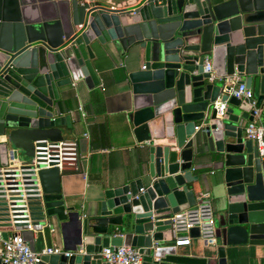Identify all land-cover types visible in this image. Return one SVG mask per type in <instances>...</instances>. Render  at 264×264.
Here are the masks:
<instances>
[{
    "label": "water",
    "instance_id": "obj_1",
    "mask_svg": "<svg viewBox=\"0 0 264 264\" xmlns=\"http://www.w3.org/2000/svg\"><path fill=\"white\" fill-rule=\"evenodd\" d=\"M130 1L0 0V168L26 165L35 141H61L59 127L76 120L71 95L99 84L96 69L113 61L143 67L123 72L120 81L130 97L124 123L145 152L130 180L102 190L79 219V209L59 193L63 170L36 172L40 195L28 200L31 222H47L48 231L72 224L83 251L42 256L40 264H106L98 252L118 246L138 248L142 264H212L209 251L199 257L170 244L169 216L195 202L186 184L201 188L196 162L215 168L216 264H223L225 248L240 246L264 264V151L243 136L254 110L264 129V0L107 6ZM205 59L214 80L203 72ZM230 78L252 99L230 97L217 117L213 104L226 99ZM7 206L0 198V228H10ZM0 235L5 240L7 232ZM20 236L34 251L33 233ZM189 237H198L196 228Z\"/></svg>",
    "mask_w": 264,
    "mask_h": 264
},
{
    "label": "crops",
    "instance_id": "obj_2",
    "mask_svg": "<svg viewBox=\"0 0 264 264\" xmlns=\"http://www.w3.org/2000/svg\"><path fill=\"white\" fill-rule=\"evenodd\" d=\"M143 1L108 3L107 6L115 10L121 8L128 10ZM139 66L141 67V63L137 62L132 64L126 61L107 62L103 69H96L100 74V82L97 86L91 89L81 86L71 95L76 120L71 122L68 129L59 127V130L62 132L61 141H72L76 144L77 170L64 169L59 174V193L67 203L79 209V219L89 214L90 208L100 197L102 190L117 184L116 182L130 180L132 171L145 157L143 145L135 142L124 123V112L130 106V97L127 90L120 88L123 72H131ZM233 79L237 80V78ZM64 103L69 109L70 101L65 100ZM255 121L260 124L257 119ZM195 125L199 126V123ZM84 134H87V137ZM192 167L193 172L195 170L202 179L201 188L197 182L186 186L195 191V198L201 192L208 194L216 224L219 204L215 192L211 189L215 168L212 164L202 162H196ZM47 224V222L43 223V226ZM51 229L48 231L44 227L42 233L33 234L34 251L38 252L44 247H57L71 252L80 248L76 246L75 229L72 224L54 226ZM1 232L8 233L9 229L0 228ZM218 246L220 243L217 242L215 246L204 248L203 242L197 237L190 238L188 246L178 249L182 253L199 257L206 256V251H209L208 255L214 258L211 263L216 264L215 250ZM222 263L258 264L249 249L241 246L235 249L225 248Z\"/></svg>",
    "mask_w": 264,
    "mask_h": 264
},
{
    "label": "built area",
    "instance_id": "obj_3",
    "mask_svg": "<svg viewBox=\"0 0 264 264\" xmlns=\"http://www.w3.org/2000/svg\"><path fill=\"white\" fill-rule=\"evenodd\" d=\"M143 68V67H141ZM203 72L209 73V80H214L210 62L204 60ZM235 79L227 80L229 89L224 91L226 99L217 100L213 104L217 117H222L226 109V102L231 97L238 100H251V90L243 84H236ZM254 105V101H250ZM257 111H253V120L244 125L243 135L252 141L257 152L262 155L264 151V129L256 123ZM198 127H194L197 130ZM87 137V134H84ZM77 149L72 141L51 142L38 140L33 143L32 157L24 165L12 164L0 168V198L6 200L8 206L9 232L3 240L0 235V261L3 264H40L42 256L63 255L71 256L72 252L63 251L57 247H44L40 251H31L27 243L22 239L20 233L29 231L33 234L42 233L44 226L31 222L28 209V200L40 195V186L36 172L40 169L56 168L59 172L64 169L77 170ZM30 178L23 180L22 174H29ZM170 241L174 247H185L189 245V231L197 229L198 238L206 246H215L214 217L210 199L207 193L201 192L195 198L194 205L177 213L170 215ZM113 236L119 237L116 232ZM82 254L80 247L75 251ZM98 255L106 264H142L141 254L134 247H107L102 248Z\"/></svg>",
    "mask_w": 264,
    "mask_h": 264
},
{
    "label": "rangeland",
    "instance_id": "obj_4",
    "mask_svg": "<svg viewBox=\"0 0 264 264\" xmlns=\"http://www.w3.org/2000/svg\"><path fill=\"white\" fill-rule=\"evenodd\" d=\"M27 161H29V158L24 159V162H27Z\"/></svg>",
    "mask_w": 264,
    "mask_h": 264
},
{
    "label": "trees",
    "instance_id": "obj_5",
    "mask_svg": "<svg viewBox=\"0 0 264 264\" xmlns=\"http://www.w3.org/2000/svg\"><path fill=\"white\" fill-rule=\"evenodd\" d=\"M194 173L197 174V173L195 172V170H194Z\"/></svg>",
    "mask_w": 264,
    "mask_h": 264
}]
</instances>
